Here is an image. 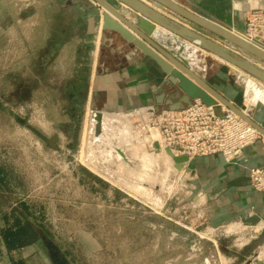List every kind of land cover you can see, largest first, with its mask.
Masks as SVG:
<instances>
[{
	"label": "rangeland",
	"instance_id": "rangeland-1",
	"mask_svg": "<svg viewBox=\"0 0 264 264\" xmlns=\"http://www.w3.org/2000/svg\"><path fill=\"white\" fill-rule=\"evenodd\" d=\"M59 8L58 0H0V215L39 235L10 251L0 242V264H264V242L240 224H213L174 168L168 176L169 155L144 146V117L101 120L94 130L93 112H123L101 110L99 94L87 100L92 37L80 42L74 12ZM192 60L205 81L219 77L199 52ZM224 73L237 104L249 107L247 78Z\"/></svg>",
	"mask_w": 264,
	"mask_h": 264
},
{
	"label": "crops",
	"instance_id": "crops-1",
	"mask_svg": "<svg viewBox=\"0 0 264 264\" xmlns=\"http://www.w3.org/2000/svg\"><path fill=\"white\" fill-rule=\"evenodd\" d=\"M147 1L149 2L148 4L141 2L167 19L195 31L191 24L162 7H156L153 2ZM174 1L190 12L202 16L231 32L240 34L245 33L246 12L251 9L264 8V0ZM58 2L60 4L57 12L59 16L70 10L74 12L72 24L74 26L76 22L78 24V40L81 42L80 37L89 40L92 37L91 43L89 41L91 71L87 87V100L97 103L96 98L99 94L101 100L98 105L101 110L114 113L123 112L117 115L103 113L108 115L106 117H110V119H107L108 121L104 118L106 122L125 123L122 125L124 126L127 124V117H134V115H130L132 110L148 106L153 107L155 110L167 109V99H171L172 102L178 100L181 93L170 83L165 82L164 74L153 60L141 54L133 46L126 44L117 35L101 31L100 24L103 10L99 9L93 1L58 0ZM122 7L127 10L124 5ZM156 27L162 33H166L163 28ZM203 32L204 34L200 32L202 36L216 42V36L207 31ZM75 35L74 33L72 34L73 42H79L76 40ZM68 39L70 38L67 37L65 41H69ZM258 43L264 46V39L258 41ZM197 52L205 58L204 63L206 65L204 68L206 70L208 66L213 70L216 68V74L219 76H214L210 80H206V82L234 105L239 106L237 104L239 99L236 100L234 98L237 95V91H235V87H232L233 85H228L231 83L229 82L230 80H227L224 72H227V74L233 72L236 78H247L244 91V94H247L246 96L253 93L247 87L249 80L260 91L264 90L259 88L260 81L234 66L231 68L232 65L229 63L214 55H209L202 49L198 48ZM189 61H193L192 58ZM197 61L201 63L203 59L198 58ZM257 65L259 64L257 63ZM225 79L228 84H226ZM225 85L229 86L227 90H223L227 88ZM223 108L220 104L213 106L214 111L218 110L222 114ZM248 117L264 132V101H256L251 106ZM260 134L264 137V133ZM262 165H264V149L260 142H256L243 149L242 156L238 162L227 163L219 154L194 157L184 163L181 162V169H175L174 174L180 178V185L189 189L190 193H194L191 200L194 204H199L203 207L207 218L214 221L213 224H240L249 233L254 234L250 240H258L259 243H263L264 192L254 191L248 180V169ZM169 176H171V173ZM15 205V202H13L12 206L14 207ZM12 206H10L11 211L14 212ZM4 217H8V214L2 212L0 220L4 221ZM35 234L37 239L39 235L38 233ZM259 264L262 263L260 262Z\"/></svg>",
	"mask_w": 264,
	"mask_h": 264
},
{
	"label": "water",
	"instance_id": "water-1",
	"mask_svg": "<svg viewBox=\"0 0 264 264\" xmlns=\"http://www.w3.org/2000/svg\"><path fill=\"white\" fill-rule=\"evenodd\" d=\"M91 1L103 10L100 24L101 31L117 35L126 44L133 46L141 54L153 60L164 74L165 82L170 83L181 93L176 102H172L171 99L166 100L167 109L180 110L183 107L190 106L195 100L207 106L220 104L248 122L259 133H264L248 117L251 107L244 104L236 106L215 91L194 71L193 64L188 63L183 51V48L188 46L186 48L187 52L190 51L195 57L197 48H200L264 84V69L247 59V57L252 58L258 61L259 64L264 65L263 45L255 41H248L242 38L240 33L231 32L202 16L184 9L174 0L149 1L191 24L195 31L167 19L140 0ZM121 4L127 7V10ZM156 26L163 28L166 33L159 31ZM200 30L211 33L228 46L224 47L202 36L199 33ZM156 111H159V109H156ZM96 119L99 120V113H97ZM56 138L57 135H53L47 141L55 150L57 148L53 142ZM153 147L157 150L156 144ZM184 161H186L185 157L174 159V168L180 170L181 162Z\"/></svg>",
	"mask_w": 264,
	"mask_h": 264
},
{
	"label": "built area",
	"instance_id": "built-area-1",
	"mask_svg": "<svg viewBox=\"0 0 264 264\" xmlns=\"http://www.w3.org/2000/svg\"><path fill=\"white\" fill-rule=\"evenodd\" d=\"M141 1L149 3L147 0ZM241 35L248 41L264 39V8L246 12L245 33ZM138 111H145L146 114L145 131L149 133L145 135L147 149L155 153H167L170 157L168 176L171 168H174V159L179 157L189 161L194 157L219 154L227 163H235L241 158L243 149L249 145L260 142L264 149V137L252 125L226 108H223L221 116H217L213 106L195 100L180 110L156 111L151 106L132 110L133 113ZM152 132L157 134V140L152 137ZM124 159L123 154L119 160ZM248 180L254 191L264 192V165L249 168Z\"/></svg>",
	"mask_w": 264,
	"mask_h": 264
},
{
	"label": "trees",
	"instance_id": "trees-1",
	"mask_svg": "<svg viewBox=\"0 0 264 264\" xmlns=\"http://www.w3.org/2000/svg\"><path fill=\"white\" fill-rule=\"evenodd\" d=\"M3 225L0 228V242L7 251L29 245L36 240V234L30 231L29 225L21 223L17 217L11 223L9 217H4ZM12 264H24V261L20 259Z\"/></svg>",
	"mask_w": 264,
	"mask_h": 264
},
{
	"label": "bare ground",
	"instance_id": "bare-ground-1",
	"mask_svg": "<svg viewBox=\"0 0 264 264\" xmlns=\"http://www.w3.org/2000/svg\"><path fill=\"white\" fill-rule=\"evenodd\" d=\"M243 38V37H242ZM188 46H186V48H187ZM196 47V46H195ZM185 47L183 48V51H184V53H185V55H184V57H185V59L188 61V63L189 64H193V63H191V61H189L191 58H193V55H192V53L189 51V52H187V49H186ZM247 87H248V89H250V90H254L253 91V95L250 97V99H248L249 100V107H251L252 105H254L255 104V102L257 101V100H261V101H264V90H262V91H259L260 89H258L257 87H255V85H254V83L251 81V80H249L248 81V85H247ZM97 113H99V112H93V114H92V124H93V126H95V128H94V130L95 131H97V132H99V130H100V121L102 120V122H103V120H104V118H105V120H106V116H108V115H106L105 116V114H102V113H99V120H97L96 119V117H97ZM137 114L139 115L140 114V116H142V117H144V120H146V114H145V111H138V112H136V113H133V112H131L130 113V115H134L135 117H137ZM94 115V116H93ZM105 116V117H104ZM139 116V117H140ZM108 119V118H107ZM108 121V120H107ZM106 122V121H105ZM104 122V123H105ZM104 123H102V124H104ZM101 124V125H102ZM128 127V126H127ZM126 128V127H125ZM131 128V127H130ZM130 128H129V130H130ZM128 129V128H127ZM142 129V128H141ZM145 129V128H144ZM129 130H127V131H129ZM146 130V129H145ZM143 131V130H142ZM130 132V131H129ZM140 133H143V132H141L140 131ZM145 134V133H144ZM151 135L152 136H154V140H157L156 138H155V135H156V133L155 132H152L151 133ZM140 136V135H139ZM157 137V136H156ZM119 139V138H118ZM140 140V139H139ZM145 140H147V139H145ZM145 140H144V142H145ZM120 141V140H119ZM126 141V140H125ZM142 142V141H141ZM121 143V142H120ZM148 143V141L144 144V146H146V148H147V144ZM83 145V144H82ZM120 145V144H119ZM118 151V150H117ZM149 151H151V150H149ZM148 151V152H149ZM80 153H82V152H80ZM150 153V152H149ZM164 153V152H163ZM156 154V153H155ZM107 155V154H106ZM165 156V155H164ZM109 157V156H108ZM161 157V156H160ZM163 157V156H162ZM167 157V156H166ZM165 158V157H164ZM169 158V157H168ZM167 158V159H168ZM86 159V158H85ZM169 160H170V158H169ZM170 162H171V160H170ZM93 167V166H92ZM91 167V168H92ZM94 168H92V170H93ZM260 225V224H259ZM256 231V230H255ZM257 231H258V229H257Z\"/></svg>",
	"mask_w": 264,
	"mask_h": 264
}]
</instances>
